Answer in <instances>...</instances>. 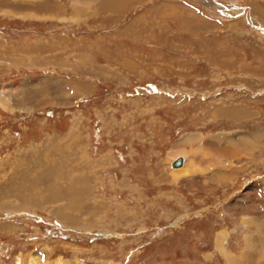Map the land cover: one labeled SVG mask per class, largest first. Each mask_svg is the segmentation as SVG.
I'll use <instances>...</instances> for the list:
<instances>
[{
	"label": "rangeland",
	"instance_id": "obj_1",
	"mask_svg": "<svg viewBox=\"0 0 264 264\" xmlns=\"http://www.w3.org/2000/svg\"><path fill=\"white\" fill-rule=\"evenodd\" d=\"M16 262L264 264V0H0Z\"/></svg>",
	"mask_w": 264,
	"mask_h": 264
},
{
	"label": "water",
	"instance_id": "obj_2",
	"mask_svg": "<svg viewBox=\"0 0 264 264\" xmlns=\"http://www.w3.org/2000/svg\"><path fill=\"white\" fill-rule=\"evenodd\" d=\"M181 164H182V159L178 158L172 163V166L173 167H179V166H181Z\"/></svg>",
	"mask_w": 264,
	"mask_h": 264
},
{
	"label": "bare ground",
	"instance_id": "obj_3",
	"mask_svg": "<svg viewBox=\"0 0 264 264\" xmlns=\"http://www.w3.org/2000/svg\"><path fill=\"white\" fill-rule=\"evenodd\" d=\"M249 137H250L251 140L253 141V137H254V136H251V135H250ZM15 264H18V262H16Z\"/></svg>",
	"mask_w": 264,
	"mask_h": 264
}]
</instances>
